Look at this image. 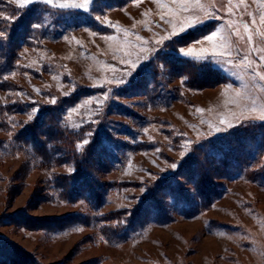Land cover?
Listing matches in <instances>:
<instances>
[{
    "label": "rangeland",
    "instance_id": "374dc122",
    "mask_svg": "<svg viewBox=\"0 0 264 264\" xmlns=\"http://www.w3.org/2000/svg\"><path fill=\"white\" fill-rule=\"evenodd\" d=\"M202 3L211 18L161 45L173 28L160 15L182 18L172 0H96L89 12L0 0V260L19 249L38 264H264V81L236 66L264 54L243 33L261 8ZM214 29L231 58L197 60ZM49 107L60 131L47 157L29 156L13 136ZM95 134V193L75 195L76 155Z\"/></svg>",
    "mask_w": 264,
    "mask_h": 264
},
{
    "label": "snow or ice",
    "instance_id": "6c2138e0",
    "mask_svg": "<svg viewBox=\"0 0 264 264\" xmlns=\"http://www.w3.org/2000/svg\"><path fill=\"white\" fill-rule=\"evenodd\" d=\"M95 2L96 0H83V3H57L56 0H17L19 8H25L28 5L34 4V3H42L45 5H51L52 7H58L60 9H77V10H84L85 12L89 11H95ZM142 0H133L134 4L141 3ZM155 3L161 4V0H154ZM232 0H229V3L231 4ZM172 3L179 5V12L182 15L181 19L176 20V22H173V19L171 17L166 18L168 16V13H162L160 15V19L166 23L170 24L173 28V31L170 36L162 37L161 39L157 40V44H164V41L167 39H171L172 36L178 35L176 32V29H179L180 33L186 32L190 28H194L196 26L203 25L208 19L211 18L212 13L209 12L208 8L212 7L214 8L215 5L205 6L202 3V0H172ZM253 3L260 6L261 11L258 13H249L250 17V23H243V33L247 35V43L249 45H252L253 51L255 52H261L264 53V48H258L253 43V32L256 36L264 37V29H262L261 26H264V0H253ZM246 0H239V3L237 4V7L240 5H245ZM163 7V5L161 4ZM169 13H172V16H175L176 13L173 12L172 9L168 10ZM200 13H203V16L200 15ZM227 14H232V9L229 8L227 10ZM257 17H258V24H257ZM219 18V17H217ZM111 22H108L105 26H109ZM39 25H35L34 27H38ZM254 26V27H253ZM229 28H235L236 30L231 33V35L234 36H241L240 29L236 26V24H230ZM93 35L96 33L93 32ZM0 35H3L2 32H0ZM218 29H214L211 34L206 35L203 37V39L207 42H210L212 44V52H207L206 49L201 48L200 54L196 56L197 60L200 61H208V62H220V60H223L224 58H231V52L227 51V49L232 47V44L230 41L226 40L223 36H219ZM243 38V37H241ZM111 39V37H109ZM137 39H140V37H137ZM199 42V41H197ZM182 54L185 56H191L193 53V50L189 48L187 51H185L184 48H181L179 50ZM212 57L220 58V60H212ZM147 57H138V61L142 59H146ZM138 61H132L131 62V69L132 71L125 72L118 80V84L123 85L130 82L131 78H133L136 74V70L140 67V64ZM124 63H127V61H123ZM236 66H243L248 69H250L253 73L255 78H258L260 81H264V54L259 55L258 59L251 60L249 59L248 55H244L239 62H237ZM260 69V70H257ZM237 96H239V91L236 93ZM53 103H55V99L52 100ZM254 103V102H253ZM197 111H203L202 109H197ZM252 111H257L256 109H252ZM259 116L258 119L260 121H264V105H261V107L258 109ZM33 117L30 116L29 119L31 120ZM220 125L227 127H234L230 121H226L224 119H220L219 121ZM211 127V125H210ZM220 128H216V131H220ZM88 135H91L89 133ZM91 143L90 140H84V144ZM82 146L78 145V150H80ZM159 151V149H157ZM173 169L177 168L178 165L176 163L172 164Z\"/></svg>",
    "mask_w": 264,
    "mask_h": 264
},
{
    "label": "trees",
    "instance_id": "16d2710c",
    "mask_svg": "<svg viewBox=\"0 0 264 264\" xmlns=\"http://www.w3.org/2000/svg\"><path fill=\"white\" fill-rule=\"evenodd\" d=\"M56 113V109L53 107L44 108L41 113H39L36 120L29 124L26 128L22 129L19 133H17L15 136H13L12 141L14 144H19L21 147H26L28 149L27 154L29 156H35L40 155L42 157H47L48 150H50L51 147L47 146L48 141L50 140V136L52 132L56 131L59 132L60 129L56 126H54V115ZM43 121V122H42ZM42 122V125H40ZM44 123V124H43ZM56 123V122H55ZM57 124V123H56ZM40 125V126H39ZM46 130L43 133H39L37 129L39 127H46ZM64 132V131H62ZM98 134L93 135L91 138V143H88L87 146L80 152L78 155H76V159L78 161L75 162V168H76V177L74 179V183L72 185H69V187L72 189L71 191H75V195L80 194V190L85 187L88 188V192L95 193V185L93 182L89 181L88 179H91V174L93 172V168L89 165L90 162L94 160H100L99 155L96 153V149H94V144L96 140H98ZM41 136L44 139H41ZM28 145V146H26ZM19 147V146H18ZM30 147V148H29ZM35 149V150H34ZM38 152V153H37ZM51 153V152H50ZM75 158V157H74ZM84 167L83 169L80 168ZM82 172V175L81 173ZM79 175L84 176L86 175V181L85 183H79L78 177ZM83 179V178H82ZM85 179V178H84ZM64 180V179H61ZM67 181L63 182L62 184V192H65L67 190L66 186ZM4 242V241H2ZM13 249V248H11ZM18 252H8L7 258H3L4 260H0V264H38L35 262V258L32 257L27 252L21 251L19 249ZM12 254V255H11Z\"/></svg>",
    "mask_w": 264,
    "mask_h": 264
}]
</instances>
